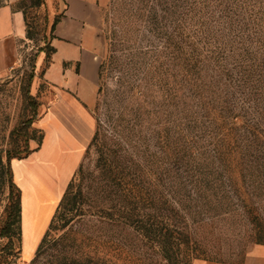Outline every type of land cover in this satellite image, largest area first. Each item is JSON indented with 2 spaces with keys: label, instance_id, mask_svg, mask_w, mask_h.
Wrapping results in <instances>:
<instances>
[{
  "label": "rangeland",
  "instance_id": "374dc122",
  "mask_svg": "<svg viewBox=\"0 0 264 264\" xmlns=\"http://www.w3.org/2000/svg\"><path fill=\"white\" fill-rule=\"evenodd\" d=\"M174 1L177 0H173V4ZM0 2L3 4L4 0ZM98 3L100 7L98 51L102 54L101 62L107 60L109 62L105 63L102 70L98 85V89L101 87V90H98L96 102L92 106L95 122L93 134L100 125L101 138L112 146L114 137L109 131L115 126L134 149H139L140 154L148 153L146 159H150L154 152L161 154L163 162L148 165L162 168L163 171L157 181L161 185L160 190L163 191L168 186L166 184L178 180L176 174L178 169L181 173L185 167L182 158L183 132L186 131L184 126L198 128L196 135L204 146L208 143L206 138L209 132L208 126L216 127L213 132L215 140L223 138L227 141L229 138H224V135L220 138V132L222 126L227 127L226 121L232 119L227 118L225 123L219 119L212 122L209 120L212 117L200 107L196 108L198 112L195 115L192 112L194 109L185 115V103L192 104L193 101L189 98L185 99L183 95L181 30L177 23L170 22L172 12L169 10L171 16L167 14L164 3H161L162 11L158 10L160 15H157V20L153 16L146 22L133 15L138 12L136 9L138 0H98ZM44 15L42 8L38 11L29 10V20L35 21L34 38L20 42L15 64L0 78V233L8 223L11 203L15 201V195H18L17 189L11 186V180L20 189L24 217V221L21 217V234H18L13 218L8 236L0 235V264H248L247 255L257 244L260 227L248 218L242 200L234 193L235 183L228 182L224 176L220 180H224V189L230 191L231 196L224 204L215 205L214 198L213 203L185 198V204L180 207L172 197L166 196L165 193L168 191L160 192L163 198L140 203L145 214L143 219L147 229L146 236L122 222L86 215L76 220L73 227L71 224L70 228H67V235L70 236L67 246L58 241L35 257L55 209L75 174L66 179L63 186L61 184L58 187L57 195L54 191L52 196L50 195L52 189L46 190L45 193L44 186L33 182L30 188L36 186L30 201L28 196L24 201L22 188L16 183L12 168V161L25 158L28 153L24 152L29 151L30 144L35 145L42 138L37 120L51 99L43 79L36 78L42 71V67L38 69L37 66L38 57L32 59L34 53L53 37L52 24L45 23ZM119 17L123 19L122 24L116 20ZM172 19L175 20L174 17ZM163 24L166 26L160 31H155ZM129 25L136 27L141 25L140 32ZM126 26H128L127 30L132 29V42L119 40L121 35H126V32L124 33ZM113 30H117V34L113 33ZM147 45L154 52L143 56L139 53V48ZM133 50L135 59L129 54ZM110 52L116 57L115 59L110 60ZM32 65H35L34 69ZM32 71L35 72V76L30 93L37 96L39 105L38 114L32 125L28 127L26 123L34 115L33 103H36V98L35 102H31L28 97L27 77ZM34 79L40 85V87L37 85L36 89L33 88ZM138 91H142L143 94H139ZM243 107L246 111L240 108L234 110L237 121L241 122L237 126L239 136L234 144L238 145L240 148L238 150H249L248 153L256 156L258 150L262 148H259V140L254 138V133L260 135L258 129H254L256 123L254 107L250 101H247ZM242 123L252 128L250 133L240 126ZM261 123L264 135V116ZM101 142L103 141L100 140ZM98 147H91L90 152L87 153V146L79 163L86 166L88 173L93 172L99 162ZM259 163L261 164V161ZM50 172L52 173L53 169ZM171 173L175 175L172 177ZM44 178L41 176V179ZM246 187L248 186L245 185V189ZM98 190L95 188V191ZM12 191L14 199H10ZM98 193L100 198L97 203L100 200L103 202L104 198L102 194L100 195V190ZM41 200L53 206L44 226V219L49 211L43 212L44 210L38 207ZM250 202L252 207L257 209L252 213L260 215L261 226L264 227V192ZM108 203L104 204V207L110 205ZM173 207H178V211ZM29 208L34 213L41 210L38 213L40 218L32 220ZM184 222L188 224L190 233V242H187L189 247L184 245L179 247L176 243H162L160 233L164 231L165 223H171L174 228L175 226L182 228ZM32 230L38 232L36 237L29 233ZM169 247H172L170 248L172 251L169 250L168 253L166 249ZM89 260L93 262L89 263Z\"/></svg>",
  "mask_w": 264,
  "mask_h": 264
},
{
  "label": "trees",
  "instance_id": "16d2710c",
  "mask_svg": "<svg viewBox=\"0 0 264 264\" xmlns=\"http://www.w3.org/2000/svg\"><path fill=\"white\" fill-rule=\"evenodd\" d=\"M172 1L138 0V6H136L138 12L133 15H137L145 22L153 16L157 20L158 10L163 9L161 3L165 4L168 15L172 12L170 16L175 20L171 18L170 22L177 23L181 30L183 95L185 99L189 98L193 101L192 104L185 103V115H188L192 109L195 115L198 112L196 108L200 107L212 117H208L212 122L219 119L225 123L227 118L232 119L226 121L227 127L222 126V132H220V138L224 135V138L229 139L227 141L223 138L215 140L213 132L216 127L208 126L209 132L206 135L208 143L202 146L196 135L198 128L184 126L186 131L183 132L182 158L185 167L181 173L178 169L176 173L178 180L166 184L168 186L162 191L157 181L159 174L163 171L162 168L148 165L163 162L161 154L154 152L150 159H146L148 153L140 154L139 149H134L115 126L109 131L114 137L112 148L108 141L101 138L100 125H98L88 145L87 153L90 152L91 147L99 146L97 150L99 162L95 170L89 173L86 166L79 165L55 209L35 257L58 241L67 246L70 240L67 230L71 224L73 227L76 220L86 215L122 222L146 236L145 230L147 232V229L143 219L145 214L140 203L163 198L160 192L168 191L165 193L166 196L172 197L180 207L185 204V198L203 200L207 203H213L214 198L215 205L224 204L231 196L230 191L224 189L225 182L220 180L222 176L228 182L235 183L234 193L242 200L248 218L260 227L257 244H264V227L261 226L260 215L252 213L257 209L252 207L250 202L264 192V135L261 123L262 116H264V0H177L174 4ZM44 3L45 0H20L16 5L24 13L29 40L34 38L33 30L35 29V21L29 20V10L38 11ZM59 18L58 15L52 24L53 32ZM116 20L119 23L123 21L121 17ZM44 21L47 24V14L44 15ZM163 26L166 25H160L155 31H160ZM132 27L140 32L141 25ZM127 28L128 26L124 28L126 35H121L119 38L122 42L133 41L132 29L127 30ZM117 32L113 30V33L117 34ZM116 34L114 35L117 36ZM148 46L139 48V53L147 56L154 52ZM41 52L46 53L45 69L51 62V55L55 52V48L50 41H46V45L40 47L32 59H36ZM129 54L135 59L134 50ZM109 57L110 60L116 58L111 55V52ZM106 62L102 61L100 64L99 80ZM34 66L32 65L33 69ZM34 76L35 72L32 71L27 77L28 97L31 102H35L36 98V103H33L34 115L26 123L28 127L32 125L38 114L37 96L30 93ZM98 90L100 91L101 87ZM138 93L143 94L142 91ZM247 101H250L254 107L253 112L256 117L254 129L257 128L260 132V135L254 133V138H257L255 140H259V148H262L258 150L256 156L248 153L249 150H238L240 148L234 144L239 136L237 126L241 123L237 121L234 110L244 109L243 106ZM185 122L190 124L187 120ZM240 126L247 129L248 133L252 130L245 123ZM100 140L103 142L100 143ZM28 150L24 153L29 154L31 149ZM174 175L170 174L172 177ZM10 183L13 188L17 189L18 195H15V201L11 203L8 223L3 227L1 236H8L13 218L17 232L21 234L20 189L13 180ZM245 185L248 186L246 189ZM95 188L100 190V195L102 194L104 198L103 202L100 200L97 203L100 197L97 195L99 190L95 191ZM10 199H14L13 191L10 193ZM106 203L110 205L104 207ZM173 208L176 211L179 209L178 207ZM165 224L164 231L160 233L162 243H176L179 247L182 245L189 247L187 242H190V233L186 222L182 228L177 226L174 228L171 223ZM170 248L172 247L164 251L169 253L172 251ZM91 262L93 261L89 260V263Z\"/></svg>",
  "mask_w": 264,
  "mask_h": 264
},
{
  "label": "crops",
  "instance_id": "0c3cea01",
  "mask_svg": "<svg viewBox=\"0 0 264 264\" xmlns=\"http://www.w3.org/2000/svg\"><path fill=\"white\" fill-rule=\"evenodd\" d=\"M19 1L6 0L0 5V78L13 67L19 44L27 39L24 13L16 7ZM42 9L48 16L47 24H53L58 15L60 18L50 39L55 48L50 64L44 69L45 52H41L37 60L38 69L42 67V71L36 78L43 79L51 96L37 120L42 138L35 145L30 144L31 152L25 158L12 161L14 178L22 188L24 201L26 196L30 201L36 186L30 188L33 182L44 186V192L50 191L56 184L63 186L79 167L94 131L92 106L97 98L102 57L98 51V0H45ZM37 85L40 87L34 79L33 88ZM22 204L23 200L21 207ZM29 211L32 220L37 219L30 208ZM29 233L34 237L38 234L35 230ZM247 262L264 264V244L251 248Z\"/></svg>",
  "mask_w": 264,
  "mask_h": 264
},
{
  "label": "bare ground",
  "instance_id": "6f19581e",
  "mask_svg": "<svg viewBox=\"0 0 264 264\" xmlns=\"http://www.w3.org/2000/svg\"><path fill=\"white\" fill-rule=\"evenodd\" d=\"M58 187H59V185H55L54 186V188L52 189V191H51V196L54 194V191H55V194H57V190H59L58 189ZM30 205V204H29ZM38 207L40 208H42V210H44L43 212H48L49 210H50V205L49 204H46V203H44V200H41L40 202H39V205H38ZM41 211V210H40ZM40 211H38L37 213H34L33 212V215H35V216H37V218H40L39 216H38V213L40 212Z\"/></svg>",
  "mask_w": 264,
  "mask_h": 264
}]
</instances>
